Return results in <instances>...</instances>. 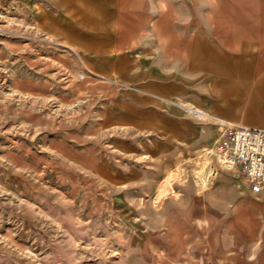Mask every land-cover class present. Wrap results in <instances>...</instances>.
<instances>
[{
	"label": "crops",
	"instance_id": "0c3cea01",
	"mask_svg": "<svg viewBox=\"0 0 264 264\" xmlns=\"http://www.w3.org/2000/svg\"><path fill=\"white\" fill-rule=\"evenodd\" d=\"M220 5L216 0H72L61 5L49 24L40 21L51 36L83 54L102 77L135 87L124 90L102 119V127L122 128L133 136L116 142L118 156L104 149L96 153L83 145L84 135L92 132L87 128L84 134L68 135L67 142L52 138L51 158L21 163L53 165L54 178L70 183L77 178L62 174V164L92 165L94 179L102 182L110 205L124 220L146 214L149 228L157 229L159 223L172 228L176 214L181 217L177 227L185 231V214L192 212L199 220L208 216L214 223L209 244L219 254L213 264H264V190L250 192L239 177L242 183L235 185L232 172L217 163L214 187L192 190V204L185 205L181 193L172 190L169 196L176 205L168 199L162 209L156 205L165 196L158 194L159 182L161 189L167 188L166 175L177 165L189 167L193 162L187 155L208 145L206 134L213 124L192 120L190 112L227 127L264 129V29L261 39L252 35L234 45L222 43L220 30L191 34L189 23L185 31L173 27L179 20L220 21ZM54 192L61 193V187ZM142 198H148L144 204ZM140 241L134 238V244ZM159 243L154 236L147 241L150 246ZM174 243L165 245L169 250ZM232 251L237 254L232 260L222 256ZM148 260L156 258L151 253L129 258L133 264Z\"/></svg>",
	"mask_w": 264,
	"mask_h": 264
},
{
	"label": "rangeland",
	"instance_id": "374dc122",
	"mask_svg": "<svg viewBox=\"0 0 264 264\" xmlns=\"http://www.w3.org/2000/svg\"><path fill=\"white\" fill-rule=\"evenodd\" d=\"M71 1L0 0V264H133L129 258L134 253L153 254L156 261L145 264H213L219 254L209 244L214 223L208 216L199 220L192 212L185 214V231L177 227L181 217L176 214L174 227L159 223L151 229L145 225L146 214L124 220L112 208L108 191L92 175V165L62 164V174L77 178L70 183L54 178L53 165L21 163L51 158L52 138L67 142L68 135L84 134L87 128L92 132L84 135L83 145L96 153L104 149L118 156L116 142L133 136L122 128L102 127V119L124 90L135 87L102 77L83 54L40 26L49 24L61 5ZM219 1L222 20L173 21L175 31H185L189 23L191 34L220 30L226 44L243 43L252 35L261 39L264 0ZM161 24L165 29L166 22ZM189 114L214 128L206 134L208 145L187 155L193 164L177 165L169 172L167 188L161 189L159 182L158 194L165 193L156 204L159 210L167 199L176 205L169 196L172 190L190 205L196 199L192 190L215 185V146L227 124ZM233 179L241 185L242 180ZM59 187L61 193L54 192ZM47 191L48 196L43 194ZM150 236L163 243L150 246ZM135 237L141 238L140 244H134ZM166 241L175 242L169 250ZM236 255L222 254L229 260Z\"/></svg>",
	"mask_w": 264,
	"mask_h": 264
},
{
	"label": "built area",
	"instance_id": "2783aa9c",
	"mask_svg": "<svg viewBox=\"0 0 264 264\" xmlns=\"http://www.w3.org/2000/svg\"><path fill=\"white\" fill-rule=\"evenodd\" d=\"M215 157L216 163L241 178L250 192L264 190V129L229 125L216 143Z\"/></svg>",
	"mask_w": 264,
	"mask_h": 264
},
{
	"label": "bare ground",
	"instance_id": "6f19581e",
	"mask_svg": "<svg viewBox=\"0 0 264 264\" xmlns=\"http://www.w3.org/2000/svg\"><path fill=\"white\" fill-rule=\"evenodd\" d=\"M198 113V112H197Z\"/></svg>",
	"mask_w": 264,
	"mask_h": 264
}]
</instances>
